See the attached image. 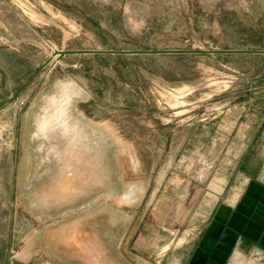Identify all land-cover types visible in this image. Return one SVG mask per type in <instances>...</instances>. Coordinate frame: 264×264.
<instances>
[{"label": "rangeland", "instance_id": "rangeland-1", "mask_svg": "<svg viewBox=\"0 0 264 264\" xmlns=\"http://www.w3.org/2000/svg\"><path fill=\"white\" fill-rule=\"evenodd\" d=\"M72 78L101 139L76 155L109 174L75 206L50 199L31 137L34 103ZM263 115L264 0H0V264H187ZM256 153L264 183V126ZM241 247L228 264L261 260Z\"/></svg>", "mask_w": 264, "mask_h": 264}, {"label": "water", "instance_id": "water-1", "mask_svg": "<svg viewBox=\"0 0 264 264\" xmlns=\"http://www.w3.org/2000/svg\"><path fill=\"white\" fill-rule=\"evenodd\" d=\"M50 92L44 96L42 101L34 103L32 106L34 131L31 137L48 146L47 165L49 171L53 168L57 170L54 177L50 176L49 172L45 175L46 179H52L55 183L44 186L50 194V199L60 197L67 200V197L72 194L70 199L64 202V205L69 202L75 206L82 200L93 196L94 193L102 191L101 189H106L109 174L106 175V181H101L94 175L86 155H82L80 158L76 155L78 147L84 150L90 149L91 155L100 150L99 140L101 141V139L91 130L93 129L91 125H88L87 121L90 119L87 117L86 119L77 111V104L89 96L85 87L72 78L55 82ZM44 120L48 122L47 130L44 136H38L36 135L38 134L37 124ZM67 153L69 154L67 155ZM106 165L109 168L108 163ZM101 182L104 183V186L101 185ZM61 204L63 203H59V205ZM72 234L76 233L72 232ZM85 251L86 256L91 258L94 249L90 247ZM83 253L78 252L81 255H84Z\"/></svg>", "mask_w": 264, "mask_h": 264}, {"label": "crops", "instance_id": "crops-1", "mask_svg": "<svg viewBox=\"0 0 264 264\" xmlns=\"http://www.w3.org/2000/svg\"><path fill=\"white\" fill-rule=\"evenodd\" d=\"M257 125L253 137L241 136L243 148L239 152L236 149L227 154L232 166L226 173L243 178V183L225 187L226 195L211 212L187 264H228L230 255L238 246L244 251L261 252V260L255 258L254 261L264 264V183L259 179L256 164L258 132L264 126V115Z\"/></svg>", "mask_w": 264, "mask_h": 264}, {"label": "bare ground", "instance_id": "bare-ground-1", "mask_svg": "<svg viewBox=\"0 0 264 264\" xmlns=\"http://www.w3.org/2000/svg\"><path fill=\"white\" fill-rule=\"evenodd\" d=\"M59 56H60L59 54H58V55L55 54V56L53 55V59H58ZM42 123H43V124L45 123V128H44V130H43L42 132H38V133H39L38 135L44 136V135H45V132H46V130H47L48 122H46V121L44 120V121H42Z\"/></svg>", "mask_w": 264, "mask_h": 264}]
</instances>
